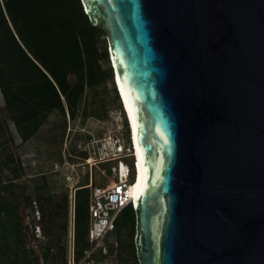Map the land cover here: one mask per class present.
<instances>
[{"label":"water","instance_id":"water-1","mask_svg":"<svg viewBox=\"0 0 264 264\" xmlns=\"http://www.w3.org/2000/svg\"><path fill=\"white\" fill-rule=\"evenodd\" d=\"M80 2L132 117L138 264H264V0Z\"/></svg>","mask_w":264,"mask_h":264},{"label":"trees","instance_id":"trees-1","mask_svg":"<svg viewBox=\"0 0 264 264\" xmlns=\"http://www.w3.org/2000/svg\"><path fill=\"white\" fill-rule=\"evenodd\" d=\"M103 35V29L93 25L85 14L80 0H0L2 110L7 112L22 142L33 137L55 110L63 115L68 112L73 117L87 87L114 78L113 67H103L108 59L107 49L99 45ZM113 90L118 101L115 87ZM80 152L86 156L85 152ZM3 162L12 170L13 178L20 177L21 163L11 153ZM80 186L83 185L78 186L74 197V239L78 255L88 244L89 189ZM1 188L6 187L0 185ZM67 203L65 197L64 215ZM4 205L11 206L9 202L0 201V211ZM59 206H51V223L58 218ZM1 226L14 237L4 246L0 244V264H40L37 258H28L22 222L13 217L0 218ZM113 233L125 252L120 255L121 259L130 257L138 264L132 206L125 207L117 216Z\"/></svg>","mask_w":264,"mask_h":264},{"label":"rangeland","instance_id":"rangeland-1","mask_svg":"<svg viewBox=\"0 0 264 264\" xmlns=\"http://www.w3.org/2000/svg\"><path fill=\"white\" fill-rule=\"evenodd\" d=\"M99 45L107 49L104 35L101 36ZM103 67H111L109 55L103 62ZM114 86L113 78L97 86L87 87L73 117H70L68 112L63 115L56 110L53 111L36 134L24 142L18 136L14 124L8 119L7 112L2 110L3 99L0 93V185L6 187L0 189V201L9 202L11 205L2 207L0 218L13 217L22 222L24 247L28 258H37L40 264H68V245L72 241L75 262L78 263L82 258L83 251L78 255L75 248L73 219L75 212H73L72 204L70 210V186L85 185L88 183L89 175L92 176L94 183L103 185L113 178L108 169L116 162L92 165L89 169V165L86 164L89 161L92 163L93 159L83 164L84 155L78 149V144L90 138L102 136L105 126L96 122V119L106 120L108 111L118 107L119 96L116 101ZM116 94L118 95L117 90ZM89 133L94 135L91 137ZM91 145L93 144L89 146ZM99 145L97 143V146ZM9 153L21 163L22 169L18 178H13L12 170L3 162ZM124 160L130 165L131 181L132 158ZM122 166L125 167L124 163ZM67 174L72 176L70 183L66 179ZM38 195H42L43 198L38 199ZM65 197L68 200L66 215L63 214L62 209ZM57 204L60 205L57 209L58 218L51 223L49 220L51 206ZM36 231H38L37 237L40 235V238L36 237ZM13 237L10 230L0 227L2 246L12 241ZM114 238L119 244L117 257H108V260L117 264H134L130 257L128 260L121 259L120 255H125V252L121 250L120 241L112 230L107 235V240L111 241ZM18 264L22 263L18 262Z\"/></svg>","mask_w":264,"mask_h":264},{"label":"built area","instance_id":"built-area-1","mask_svg":"<svg viewBox=\"0 0 264 264\" xmlns=\"http://www.w3.org/2000/svg\"><path fill=\"white\" fill-rule=\"evenodd\" d=\"M125 121V123H124ZM105 126L102 136L99 138H90L88 141H82L78 144V149L86 153L83 157V164L89 158H92V165L96 166L105 162H116L109 166V173L112 175V180H109L105 185L94 183L92 176L89 175L88 183L84 186L89 189L88 194V244L83 249L82 258L78 263L75 262L74 244L73 241L68 245V264H117L110 262L108 257L116 258L118 252V242L114 238L111 241L107 240V235L113 230L115 221L120 212L127 206H132L130 194L131 182L134 178L135 163L133 159L134 147L131 140V134L125 114L120 106L108 111L106 120H97ZM91 137L93 133H89ZM104 142L106 145H104ZM97 143L100 145L97 146ZM90 144L91 147L89 146ZM132 158L133 177L130 181L131 168L124 159ZM124 163L126 169L123 172L121 164ZM66 179L71 181V174L66 175ZM79 188L72 186L73 197L70 200L74 212L75 190ZM71 189V187H70ZM72 212V213H73ZM39 216V213H37ZM39 218V217H37ZM74 219V215H73ZM39 227V226H37ZM38 231L35 232L37 237ZM40 237V235H39Z\"/></svg>","mask_w":264,"mask_h":264},{"label":"bare ground","instance_id":"bare-ground-1","mask_svg":"<svg viewBox=\"0 0 264 264\" xmlns=\"http://www.w3.org/2000/svg\"><path fill=\"white\" fill-rule=\"evenodd\" d=\"M113 67V66H112ZM114 70V69H113ZM114 83H115V86L116 87L115 89L117 90V93H118V96H119V105L121 107L122 110H124V114H125V117H126V120H127V124L129 126V129H130V134H131V140H132V143H133V147H134V156L135 158L133 159L134 163H135V173H134V178H133V181L131 182V187H130V194H131V199L132 201L134 200V197L138 191V188L140 186V183H141V173H140V163H139V159H138V156H137V151H136V147H135V141H134V129H133V122H132V117H131V114H130V110H129V107H128V104L125 100V97L120 89V86H119V83H118V80H117V77H116V74H115V71H114ZM121 103V104H120ZM104 145H106V143L104 142ZM92 158H89L88 160H90ZM87 160V161H88ZM86 161V162H87ZM91 161H89L90 163ZM92 164V163H91ZM121 168H122V171L124 172L126 167H123L122 164H121ZM136 178V179H135ZM70 183V181H69ZM70 186V185H69ZM71 187V191H70V200H72V196H73V192H72V186ZM71 192H72V196H71ZM133 203V202H132ZM72 204V203H71ZM71 204H70V210H71Z\"/></svg>","mask_w":264,"mask_h":264},{"label":"clouds","instance_id":"clouds-1","mask_svg":"<svg viewBox=\"0 0 264 264\" xmlns=\"http://www.w3.org/2000/svg\"><path fill=\"white\" fill-rule=\"evenodd\" d=\"M112 67V66H111ZM112 72H113V69H112ZM84 186V185H83ZM75 194V193H74ZM132 208H133V205H132ZM74 211H75V208H74Z\"/></svg>","mask_w":264,"mask_h":264},{"label":"snow or ice","instance_id":"snow-or-ice-1","mask_svg":"<svg viewBox=\"0 0 264 264\" xmlns=\"http://www.w3.org/2000/svg\"><path fill=\"white\" fill-rule=\"evenodd\" d=\"M167 142V141H166Z\"/></svg>","mask_w":264,"mask_h":264}]
</instances>
